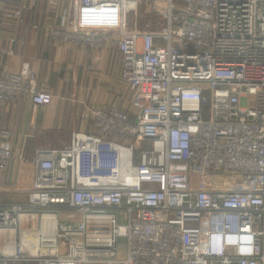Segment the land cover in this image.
Masks as SVG:
<instances>
[{"label": "built area", "instance_id": "obj_1", "mask_svg": "<svg viewBox=\"0 0 264 264\" xmlns=\"http://www.w3.org/2000/svg\"><path fill=\"white\" fill-rule=\"evenodd\" d=\"M19 1L5 17L23 26ZM43 1L69 3L55 42L102 49L116 36L132 99L85 108L93 133L36 149L26 202L0 204V264H264V0ZM129 1L156 25L128 29ZM17 98L52 102L28 65L0 77V110ZM11 139L0 128V177Z\"/></svg>", "mask_w": 264, "mask_h": 264}, {"label": "crops", "instance_id": "obj_2", "mask_svg": "<svg viewBox=\"0 0 264 264\" xmlns=\"http://www.w3.org/2000/svg\"><path fill=\"white\" fill-rule=\"evenodd\" d=\"M20 3L0 1V77L16 74L28 65L37 90L51 95L52 102L48 107L35 108L30 101L17 98L0 110V128L12 133V160L0 177V204L26 202L34 179L36 149H61L73 134L93 133L92 125L81 120L85 108L128 111L132 99L120 81L122 61L114 44L116 36L102 49L60 44L51 40L49 32L69 3L49 5L40 0L32 5L26 0V24L19 26L5 13Z\"/></svg>", "mask_w": 264, "mask_h": 264}, {"label": "rangeland", "instance_id": "obj_3", "mask_svg": "<svg viewBox=\"0 0 264 264\" xmlns=\"http://www.w3.org/2000/svg\"><path fill=\"white\" fill-rule=\"evenodd\" d=\"M147 7L148 3L146 2H128V8L126 13V25L128 29L131 30H143V29H151L156 25L157 18L154 15H147ZM164 23L161 21V24ZM164 26V25H163ZM209 99V97H208ZM205 118L208 119L209 111H210V99L208 103L204 106ZM142 151V150H141ZM141 151H135L134 153V164H138V158ZM235 180L230 177H219L216 179V182L220 184H229L234 182ZM60 222H76L79 221L80 218L75 214L61 213L59 215Z\"/></svg>", "mask_w": 264, "mask_h": 264}]
</instances>
